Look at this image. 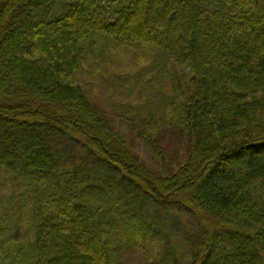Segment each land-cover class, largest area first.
<instances>
[{
  "label": "trees",
  "instance_id": "obj_1",
  "mask_svg": "<svg viewBox=\"0 0 264 264\" xmlns=\"http://www.w3.org/2000/svg\"><path fill=\"white\" fill-rule=\"evenodd\" d=\"M124 50L151 59L114 78L133 135L159 164L162 130L187 143L168 176L84 86ZM0 243V264H264V0H0Z\"/></svg>",
  "mask_w": 264,
  "mask_h": 264
},
{
  "label": "rangeland",
  "instance_id": "obj_2",
  "mask_svg": "<svg viewBox=\"0 0 264 264\" xmlns=\"http://www.w3.org/2000/svg\"><path fill=\"white\" fill-rule=\"evenodd\" d=\"M124 51V54H121L120 58L115 57L112 61L108 60L107 65L103 64L97 70L89 73L86 77L84 86L87 88V91L93 101L101 106L107 114L115 118L117 125L121 128V131L126 133L134 142L136 146V154L140 163L154 173L160 174L161 176H168L169 171L167 169L171 167L178 157L180 158V156H184L187 149V143L182 135L177 131L178 129L171 128L162 130L163 132L161 136L156 137V139L158 140L162 155L165 156L166 160H163L161 164H159L155 161L156 156L152 154L150 149L144 145L142 140H139L135 135H133L135 132L131 131L130 125L132 124V116L129 113L124 114L129 111L133 101V96H131V98L128 96L131 95L130 93L127 95L125 90L122 91L114 78L119 77V72H123L125 66L129 68L130 65L137 62L136 68L143 67L148 62L150 64L151 59L149 57H145L146 61L142 62L141 60L143 58L139 56L142 52L139 53V55H134L133 51ZM133 55L138 56L139 59H134ZM178 73H181L180 69H178ZM135 99L139 102H144L140 101L141 99L139 97H135ZM124 105L127 106L123 107ZM168 110L171 109L168 108ZM67 144L71 146V143ZM187 218L188 217L184 214L176 213L163 218L168 226L167 231L169 237L183 261H189L190 259L189 246L186 238L187 233L191 232L192 228L190 226V221ZM23 232L25 233V236H31L32 234L31 231L26 230V227ZM1 247L2 245H0V256L2 252ZM147 255L149 254L144 253V255H141L137 253H130L126 258L125 264H144L146 262Z\"/></svg>",
  "mask_w": 264,
  "mask_h": 264
}]
</instances>
